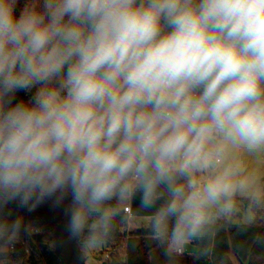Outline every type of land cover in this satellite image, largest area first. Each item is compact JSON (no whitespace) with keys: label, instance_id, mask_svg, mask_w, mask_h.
I'll return each mask as SVG.
<instances>
[{"label":"clouds","instance_id":"clouds-1","mask_svg":"<svg viewBox=\"0 0 264 264\" xmlns=\"http://www.w3.org/2000/svg\"><path fill=\"white\" fill-rule=\"evenodd\" d=\"M19 3L0 0V256L31 232L14 203L70 198L83 260L135 216L172 264L264 215V0Z\"/></svg>","mask_w":264,"mask_h":264},{"label":"trees","instance_id":"trees-1","mask_svg":"<svg viewBox=\"0 0 264 264\" xmlns=\"http://www.w3.org/2000/svg\"><path fill=\"white\" fill-rule=\"evenodd\" d=\"M25 3L26 0H20L17 13ZM26 98L23 92L17 94V100ZM69 203L70 198L60 205L55 204L54 200H45L32 210L19 207L15 203L10 205V218L23 217L25 225L31 226V232L29 234L21 231L14 250L7 256H0V264H60L54 250V230L60 220L66 216L65 209ZM241 209L245 208L242 206ZM253 215L254 220L250 224L218 222L214 234L201 243L200 252L195 254V263L232 264L229 259L231 253L240 262L264 264V215ZM128 222H118L113 237L101 246V252H108L111 260L114 259L118 264H135L134 257L127 253L129 240L134 239V236L149 237L147 223L127 231ZM35 229L38 233L33 232ZM189 255L183 254L184 258ZM123 256L125 259L122 261ZM111 260L106 264H111Z\"/></svg>","mask_w":264,"mask_h":264},{"label":"rangeland","instance_id":"rangeland-1","mask_svg":"<svg viewBox=\"0 0 264 264\" xmlns=\"http://www.w3.org/2000/svg\"><path fill=\"white\" fill-rule=\"evenodd\" d=\"M133 220H134V217H133ZM253 220H254V215L253 214L250 215L245 209H240L238 211V213L236 214V216H234L230 221L232 223H235V224H238V223L250 224ZM132 227H134V225L130 226L129 230L127 229V231L132 230L131 229ZM127 228H128V225H127ZM147 242L146 243L148 245H150L149 244L150 241H147ZM147 244H143L142 246L140 245V248H139V251H138L139 252V256L134 257V255H135L134 254V252H135V250H134V239H130L129 240L128 246H127V253L129 255L133 256L134 259L137 260V262L135 264H145V263L148 262V259H149L151 264H168V261H167L166 257L164 256L163 249L158 248L154 252H152V253L149 252L148 253L147 251L144 250V245H147ZM100 250H101V247H98V248H96L95 250H93L91 252L84 253V255H85L84 264H98V258H99V255H100ZM124 259L125 258L123 256L122 257V261ZM182 262H184V256L183 255H179V256L175 257V259L172 262V264H181Z\"/></svg>","mask_w":264,"mask_h":264},{"label":"water","instance_id":"water-1","mask_svg":"<svg viewBox=\"0 0 264 264\" xmlns=\"http://www.w3.org/2000/svg\"><path fill=\"white\" fill-rule=\"evenodd\" d=\"M133 209L130 205V216ZM145 217L146 216H135ZM67 215L60 220L54 230V250L60 260V264H84L85 259H82V252L76 241L69 239L66 224ZM202 244L190 246L189 251L184 254H197L200 252ZM111 264H118L114 259L111 260Z\"/></svg>","mask_w":264,"mask_h":264},{"label":"crops","instance_id":"crops-1","mask_svg":"<svg viewBox=\"0 0 264 264\" xmlns=\"http://www.w3.org/2000/svg\"><path fill=\"white\" fill-rule=\"evenodd\" d=\"M134 221V222H133ZM134 223V224H133ZM147 223V218L145 217H134V220H133V217L130 218L129 222H128V230H129V227L134 225V227H132L131 229H136L138 227H141L143 224H146ZM147 241H150V245H148ZM147 242V243H146ZM143 244H147V245H144V250L147 251L148 253H152L154 252L156 249L160 248L158 247L157 245L155 246V243L152 242L150 240L149 237H138V236H134V257L136 256H139V248H140V245L142 246ZM152 246H155V247H152ZM102 249V247H101ZM102 252L100 250V255H99V258L101 256ZM138 254V255H137ZM98 258V260H99ZM229 259L231 261L232 264H247V262H240L233 254H229ZM135 263L137 262L136 259H134ZM194 261H196V257H195V254H190L188 257L184 258V262H182L181 264H196ZM146 264H151L149 259H148V262Z\"/></svg>","mask_w":264,"mask_h":264},{"label":"built area","instance_id":"built-area-1","mask_svg":"<svg viewBox=\"0 0 264 264\" xmlns=\"http://www.w3.org/2000/svg\"><path fill=\"white\" fill-rule=\"evenodd\" d=\"M124 211L130 215V205L128 207H125ZM34 233H38V231L35 229L33 230ZM110 255L108 252H103L98 260V264H106V262L110 261Z\"/></svg>","mask_w":264,"mask_h":264}]
</instances>
